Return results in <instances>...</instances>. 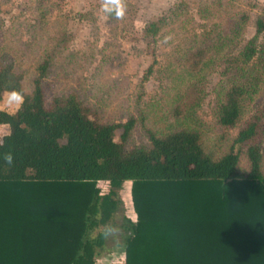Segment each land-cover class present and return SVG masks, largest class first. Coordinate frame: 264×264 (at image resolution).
<instances>
[{
  "label": "trees",
  "instance_id": "trees-1",
  "mask_svg": "<svg viewBox=\"0 0 264 264\" xmlns=\"http://www.w3.org/2000/svg\"><path fill=\"white\" fill-rule=\"evenodd\" d=\"M164 23L144 26L147 44ZM255 25L264 32L261 18ZM256 40L230 62L246 80L217 91L215 117L224 128L238 123L264 73V41ZM190 61L197 67L201 54ZM49 65L39 64L27 92L14 62L0 54V102L5 92L24 97L15 112L0 109V125L9 128L0 138V264H96L119 204L114 189L128 180L136 220H129L124 264H264V104L220 156L192 128L163 136L147 130L146 143L129 146L133 118L104 123L75 93L46 101Z\"/></svg>",
  "mask_w": 264,
  "mask_h": 264
},
{
  "label": "rangeland",
  "instance_id": "rangeland-1",
  "mask_svg": "<svg viewBox=\"0 0 264 264\" xmlns=\"http://www.w3.org/2000/svg\"><path fill=\"white\" fill-rule=\"evenodd\" d=\"M122 2L123 16L116 18L104 10V0H0V54L14 62L27 92L39 64L49 60L44 80L47 102L75 93L104 123L133 118L129 146L146 143L147 130L163 136L192 128L200 132L205 150L220 156L243 122L264 104L261 73L238 123L224 128L216 121L217 91L232 81L246 80L238 74L239 64L235 69L230 62L254 36L257 43L264 41V32L257 34L255 25L258 18L264 22V0ZM160 18L165 23L157 41L147 44L143 28ZM196 52L201 62L193 67L190 60ZM17 100L5 92L0 109L15 112ZM8 131L7 125H0V138ZM120 132L114 135L117 142ZM261 150L264 164V137ZM240 164L248 168L243 153ZM98 186L109 189L104 182ZM114 190L119 204L110 225L115 231L106 235L96 264H124L129 220H136L131 181Z\"/></svg>",
  "mask_w": 264,
  "mask_h": 264
},
{
  "label": "clouds",
  "instance_id": "clouds-1",
  "mask_svg": "<svg viewBox=\"0 0 264 264\" xmlns=\"http://www.w3.org/2000/svg\"><path fill=\"white\" fill-rule=\"evenodd\" d=\"M103 8L105 11L115 13L116 18H121L124 13V6L122 0H104ZM12 95L18 97V103H23L24 97L19 92H13ZM3 158L9 164H11L13 161V155L11 152L4 153ZM113 231H115V229L112 225L105 226L106 235Z\"/></svg>",
  "mask_w": 264,
  "mask_h": 264
}]
</instances>
